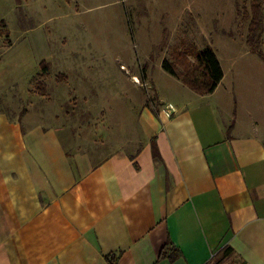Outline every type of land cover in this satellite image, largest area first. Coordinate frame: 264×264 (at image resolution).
Instances as JSON below:
<instances>
[{"label":"crops","instance_id":"crops-1","mask_svg":"<svg viewBox=\"0 0 264 264\" xmlns=\"http://www.w3.org/2000/svg\"><path fill=\"white\" fill-rule=\"evenodd\" d=\"M247 59L221 65L210 95L153 85L136 137L95 165L85 135L69 149L52 122L0 108V264H264V102Z\"/></svg>","mask_w":264,"mask_h":264},{"label":"rangeland","instance_id":"rangeland-1","mask_svg":"<svg viewBox=\"0 0 264 264\" xmlns=\"http://www.w3.org/2000/svg\"><path fill=\"white\" fill-rule=\"evenodd\" d=\"M244 7L248 0H0V108L52 122L69 149L71 131L85 135L80 150L95 165L136 137L133 124L149 98L155 101L153 85L180 99L174 86L185 85L162 68L175 50L210 46L225 69L248 56L247 76L260 74L253 87L263 103L264 57L247 46ZM43 61L44 99L35 92ZM61 74L66 81L57 80Z\"/></svg>","mask_w":264,"mask_h":264},{"label":"trees","instance_id":"trees-1","mask_svg":"<svg viewBox=\"0 0 264 264\" xmlns=\"http://www.w3.org/2000/svg\"><path fill=\"white\" fill-rule=\"evenodd\" d=\"M249 8L244 7L243 14L245 21L248 20V30L246 43L252 53H258L264 57L263 52V36H264V0H248ZM5 28V24L3 23ZM6 37L7 32L5 31ZM193 52V53H192ZM194 56V60L191 59ZM42 72L38 76L35 92L42 97H46V86L43 79L49 75L48 65L45 61L41 63ZM163 70L181 81L183 85L199 95L212 94L223 79V69L219 59L210 46H206L201 50H175L172 59H164L162 62ZM67 76L61 74L57 77L58 81H66ZM232 129V124L228 128V132ZM168 247L161 254L162 257L174 259L169 254ZM230 250H227L226 255ZM120 254H112L106 257L108 264H117Z\"/></svg>","mask_w":264,"mask_h":264}]
</instances>
